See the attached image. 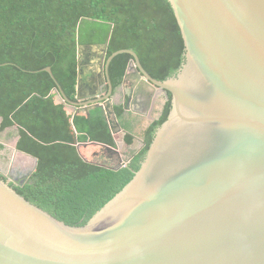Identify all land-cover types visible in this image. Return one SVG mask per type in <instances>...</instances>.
Masks as SVG:
<instances>
[{
    "label": "water",
    "instance_id": "95a60500",
    "mask_svg": "<svg viewBox=\"0 0 264 264\" xmlns=\"http://www.w3.org/2000/svg\"><path fill=\"white\" fill-rule=\"evenodd\" d=\"M168 1L185 45L176 74L153 77L129 48L107 57L109 36L88 47L101 51L100 77L89 90L81 44L77 100L59 87L77 110L103 108L113 133L122 130L118 87L126 110L131 103L146 110L159 92L155 119L171 93L140 169L80 226L27 200L10 185L20 181L0 169V264H264V0ZM120 53L133 59L114 86L109 66ZM145 144L127 159L108 147L118 157L114 168Z\"/></svg>",
    "mask_w": 264,
    "mask_h": 264
},
{
    "label": "trees",
    "instance_id": "16d2710c",
    "mask_svg": "<svg viewBox=\"0 0 264 264\" xmlns=\"http://www.w3.org/2000/svg\"><path fill=\"white\" fill-rule=\"evenodd\" d=\"M108 38L107 57L133 49L159 80L176 74L184 62V40L168 0H0V131L18 125L17 149L38 160L25 183L10 185L70 225L86 224L133 179L171 109L166 91L145 146L115 169L118 159L108 147L117 143L104 109L86 113L59 95L61 87L77 100L78 45H102ZM131 59L130 53L112 59L114 86ZM116 113L123 119V108ZM124 140L131 145L134 137L126 133ZM0 178L6 179L2 173Z\"/></svg>",
    "mask_w": 264,
    "mask_h": 264
},
{
    "label": "crops",
    "instance_id": "0c3cea01",
    "mask_svg": "<svg viewBox=\"0 0 264 264\" xmlns=\"http://www.w3.org/2000/svg\"><path fill=\"white\" fill-rule=\"evenodd\" d=\"M88 48V47H87ZM83 47V90L88 91L89 87L92 86V83L95 82V80L99 79L100 75V61H101V51L98 48H88ZM87 52L86 54H84ZM89 58H88V57ZM98 74V77H97ZM129 93V91H126ZM162 97H160V93L158 92V95L156 97L154 96L153 102L150 105L149 108L146 110L142 109L141 105H132L130 104L129 110L125 109V91L123 90V87H118L115 91V94L113 95V104L114 109L116 111L117 107L123 108V119L119 117V121L122 127V130H119L116 128L117 132L114 133L115 140L117 143V149L120 152V156L122 159H127L131 157L141 146H142V140H144V135L147 130V128L151 125V123L154 121L155 118L160 113L161 109V101ZM72 109V107H69ZM144 110V111H143ZM126 125V126H124ZM18 128L17 126H15ZM124 130V131H123ZM126 133L131 134L134 137V141L137 140L141 144V146L132 154H129L133 149H135L134 143L131 145H128L124 140V135ZM120 135L123 136L121 138V141H117V137L120 138ZM19 138V132L17 131L16 138L14 140V146H16L17 140ZM137 146V145H136ZM22 153V159L24 163L28 164L31 160H35L36 157L25 153ZM112 155L115 159H118V157L112 152ZM30 160V161H29ZM12 161V160H11ZM38 161V160H37Z\"/></svg>",
    "mask_w": 264,
    "mask_h": 264
},
{
    "label": "rangeland",
    "instance_id": "374dc122",
    "mask_svg": "<svg viewBox=\"0 0 264 264\" xmlns=\"http://www.w3.org/2000/svg\"><path fill=\"white\" fill-rule=\"evenodd\" d=\"M15 126L18 127V125H14L3 131H0V144L3 146L0 149V169H5L6 166L10 169L13 165L15 169L16 167H21L19 170L21 172H25L28 169L30 170L34 168L35 160H29L30 162H28V164L24 163L25 161L22 162L23 159L21 152L23 151L18 150L17 147L14 146V140L16 138L17 131L19 132V127L16 128ZM121 138H123L122 135H120V138L117 137L116 139L117 141H121ZM133 143L136 148L128 153V155L135 152L141 146V143L137 140H135Z\"/></svg>",
    "mask_w": 264,
    "mask_h": 264
},
{
    "label": "flooded vegetation",
    "instance_id": "af4514ba",
    "mask_svg": "<svg viewBox=\"0 0 264 264\" xmlns=\"http://www.w3.org/2000/svg\"><path fill=\"white\" fill-rule=\"evenodd\" d=\"M86 53L87 52H85L84 54H86ZM20 168L21 167H16V169H15L14 166L12 165L10 169L6 166L5 169H3V170L7 173V179H8V177H12L13 179L20 181V183H22V182L25 183L27 181L26 177L32 172V169H30V170L28 169L25 172H21L19 170Z\"/></svg>",
    "mask_w": 264,
    "mask_h": 264
}]
</instances>
